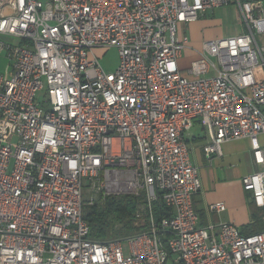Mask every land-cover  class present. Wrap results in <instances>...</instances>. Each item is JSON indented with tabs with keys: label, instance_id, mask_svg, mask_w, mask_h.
Here are the masks:
<instances>
[{
	"label": "built area",
	"instance_id": "1",
	"mask_svg": "<svg viewBox=\"0 0 264 264\" xmlns=\"http://www.w3.org/2000/svg\"><path fill=\"white\" fill-rule=\"evenodd\" d=\"M228 4L243 30L204 41L186 76L180 24ZM0 35V264H264V229L199 223L185 139L200 124L209 158L247 138L241 182L264 207V0H0ZM83 192L134 196L143 227L92 239Z\"/></svg>",
	"mask_w": 264,
	"mask_h": 264
},
{
	"label": "crops",
	"instance_id": "2",
	"mask_svg": "<svg viewBox=\"0 0 264 264\" xmlns=\"http://www.w3.org/2000/svg\"><path fill=\"white\" fill-rule=\"evenodd\" d=\"M224 7H231L233 11L235 10V15L238 18H235V21L237 22L238 20L240 23V28L233 29L228 34L233 36L241 33L243 26L237 9L233 4L219 6L210 10L213 13ZM185 24H180V30L184 33L183 26ZM201 48L184 65L182 64L183 54L191 49L189 38L187 45L182 50L178 64L182 73L188 77H193L188 73V68L190 62L199 56ZM194 124L202 128L203 132H190L188 135L185 134V139L190 147L191 162L197 167L201 179V189L195 194L193 199L195 210L199 216V223L205 225L210 222H232L238 225L244 233L264 229V207L252 205L250 194L243 189L241 182L244 175L257 169V165L252 158L250 141L247 138L226 141L221 145L220 154H211L209 158H206L203 152V145L209 141L207 130L198 123ZM261 139L263 140L264 136ZM217 201H222L225 204V209L219 212L210 211L208 209L209 205ZM253 214L256 216L255 221Z\"/></svg>",
	"mask_w": 264,
	"mask_h": 264
},
{
	"label": "rangeland",
	"instance_id": "3",
	"mask_svg": "<svg viewBox=\"0 0 264 264\" xmlns=\"http://www.w3.org/2000/svg\"><path fill=\"white\" fill-rule=\"evenodd\" d=\"M214 13V14H213ZM212 10H207L203 14L199 15V18L194 21L193 23L187 22L185 24L184 30L185 33L188 35L189 42L191 43V49L186 51L183 55L182 64H187L196 54V51L201 48L202 42L210 39L220 38V37H227L230 36L228 34L229 31L233 29L240 28V23L237 20L235 21L236 15L235 10L231 7H224L219 9L217 12H213ZM238 19V18H237ZM0 39L13 42L15 41L13 37L0 35ZM99 54V61L102 67L107 71L115 70L119 57L118 52L115 47H109L107 49H100L96 51ZM11 72V61L6 57L5 52H0V74L1 75H8ZM42 94H40L41 96ZM198 125H193L189 130L186 131V135L190 132H203ZM206 135V132H205ZM84 198L86 199L85 207L91 206L96 202H100L103 200V197L100 194H90L88 192H83ZM92 195V199L89 200V196ZM138 211L137 206L135 205L132 210V225L135 226L134 230L127 235H116L115 233L110 234L108 238L113 237H126L132 233L137 232L141 229L144 225V222L141 218L136 216V212ZM127 219H119L113 225V230H120L122 229L123 225L126 224ZM126 253V251H125Z\"/></svg>",
	"mask_w": 264,
	"mask_h": 264
},
{
	"label": "trees",
	"instance_id": "4",
	"mask_svg": "<svg viewBox=\"0 0 264 264\" xmlns=\"http://www.w3.org/2000/svg\"><path fill=\"white\" fill-rule=\"evenodd\" d=\"M252 203V201L250 200ZM137 204V199L132 195H107L100 202L83 208V216L90 227V237L97 240H106L110 234L127 235L135 226L132 225V210ZM158 209V202L156 203ZM252 205H254L252 203ZM126 218L127 222L122 229L113 230V225L119 219ZM255 221L256 216L253 214ZM255 232V231H254ZM122 237V236H121ZM119 238V237H113ZM112 239V238H108Z\"/></svg>",
	"mask_w": 264,
	"mask_h": 264
}]
</instances>
